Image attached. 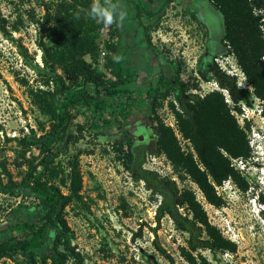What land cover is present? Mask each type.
I'll return each instance as SVG.
<instances>
[{"label": "trees", "instance_id": "trees-1", "mask_svg": "<svg viewBox=\"0 0 264 264\" xmlns=\"http://www.w3.org/2000/svg\"><path fill=\"white\" fill-rule=\"evenodd\" d=\"M171 1L165 0L160 9H165ZM209 1L223 16L225 54L235 57L247 86L239 85L236 75L219 67L216 58L224 54L212 58L208 64L198 65L200 77L204 80L212 77L220 87L203 95L192 89L198 86V82L183 81L181 66L170 61L169 72L158 76L147 95L151 122L148 129L152 131L150 141L128 140L126 148L120 141L115 148L132 179L143 181L150 193L157 197L156 225L150 230L154 234L153 244L157 251L171 264L177 263L160 243L158 234L165 217L172 221L176 230L187 235L185 244L179 246V252L188 264H211L205 251L214 257L224 252L236 253L237 244L212 223L193 188L180 187L176 179L146 168L147 155L165 156L179 181L189 179L197 185L207 203L221 208L226 201L217 191L218 186L231 180L242 192L247 193L251 188L236 161L252 160V122L244 118L242 125L236 114H243L244 105L254 108V100L258 99L264 118V0ZM108 4L114 7L113 1ZM100 6L105 8L106 5H96L94 0H47L44 3L42 18L35 20L40 29L42 65L33 63L27 48L2 24L3 34L16 45L25 60H31V66L41 77L36 85H25L31 104L48 117L50 127L40 135L30 128V132L20 137H9L0 124L6 141H15L16 151L19 154L22 151V157L26 158V152L32 146H38L40 150V156L29 161L20 181L14 179L7 160H0V192L38 201V206L34 207L38 208L35 220L15 217L10 223L11 234L0 236V259H12L22 254L28 264H67L70 259L77 264H85L84 256L73 243V231L65 217L66 207L82 186V175L77 161L71 163L69 193L62 189L56 181L58 173L54 158L58 147L55 143L70 136L69 127L82 107L93 106L100 115L103 114V104L119 108L113 100L116 96L133 92L131 85L139 76L135 67L123 63L118 44L111 46L112 54L105 63L115 79L107 78L94 65L100 51ZM157 12L146 11L136 4V19L151 49H155L152 25H145L142 20L144 16L152 18ZM170 96L168 106L175 118V128L157 115L158 109ZM122 108L120 116L125 117L127 111ZM110 116L114 122L124 125L119 114L111 113ZM113 121L107 119L103 124L108 126ZM92 124L94 127L100 125L94 118ZM181 140L189 143L187 149ZM16 166L20 167L21 163ZM55 171L57 175L53 177ZM46 175L49 176L45 178ZM62 184H67L64 179ZM257 198L264 205V193ZM142 234L143 228L140 227L133 238Z\"/></svg>", "mask_w": 264, "mask_h": 264}, {"label": "rangeland", "instance_id": "rangeland-1", "mask_svg": "<svg viewBox=\"0 0 264 264\" xmlns=\"http://www.w3.org/2000/svg\"><path fill=\"white\" fill-rule=\"evenodd\" d=\"M46 1L0 0V124L9 137H20L30 132V128L40 135L50 127L48 117L31 104L25 85H36L41 77L31 66V60H25L20 55L16 45L1 29L4 24L27 48L33 63L42 65L40 29L35 20L42 18ZM110 1L112 0H94L96 5H106V9L102 6L98 9V14L101 15L98 28L100 51L94 65L107 78L115 79L105 63L112 54L111 46L118 44L123 63L135 67L139 76L131 85L133 92L116 96L113 100L118 103L119 108H109L103 104L102 115L95 112L93 106L80 109L69 127L70 136L55 143V147H58L54 158L58 173L56 181L69 193L70 165L77 161L82 186L66 207L65 217L73 231V243L84 256L85 264H171L157 251L153 244L154 234L150 230V227L156 225L157 197L150 193L143 181L132 179L115 148L120 141L124 142L125 148L128 140L150 141L152 131L148 129L151 122L148 118L147 95L158 76L162 72H169L170 61H176L181 66L183 81L198 82L196 88L192 87L194 92L203 95L220 89L214 78L204 80L197 71L207 51V29L215 36L220 34L219 17L210 15L209 10L205 9L199 22L188 9V0H172L163 10L160 6L153 9V0L140 3L136 1L146 11H158L152 18L144 16L142 20L145 25H152L151 37L155 49H151L144 39L139 21L124 18V8L119 6L116 12L109 6ZM14 27L18 29L14 30ZM86 58L91 61L89 56ZM217 58L216 62L222 70L236 75L239 85L247 86V80L234 56L224 54ZM227 98L229 99L228 95ZM170 100L171 96L158 109L157 115L175 128V118L168 106ZM122 107L127 111L125 117L120 116ZM260 110V101L255 99L254 108L244 105L243 114L236 115L242 125L244 118L251 120V145L255 149L253 154L262 160L264 118ZM111 113L119 114L124 125L114 122ZM93 118L99 120L98 127L93 126ZM107 119H112L113 122L104 126ZM101 131L103 134H99ZM181 142L187 149L189 143L184 140ZM16 148V142L6 141L4 133L0 131V160H7L14 179L20 181L27 171L29 161L38 158L40 150L38 146H32L27 150L25 158L22 157V151L19 154ZM254 161L255 159L248 162L236 161L251 184L250 191L242 192L233 181L228 180L218 190L226 204L216 208L206 202L195 183L189 179L184 182L178 180L165 156L147 155L144 165L146 168L176 179L180 187L193 188L212 223L237 244L236 253L224 252L214 257L211 252L205 251L211 264H264V205L257 198L258 186L254 183L256 179H253V170H248ZM18 163H21L20 167L16 166ZM56 171L53 172V177L57 175ZM47 176L49 175L45 178ZM63 179L67 183L65 186L62 184ZM37 203L31 197H14L0 192V236L11 234L10 223L15 217L35 220L38 208L34 207L38 206ZM140 227L143 228V234L134 239V233ZM158 234L160 243L175 258L176 263L188 264L179 252V246L185 244L187 235L176 230L168 217L163 219ZM0 264H28V261L24 255L19 254L12 259H0ZM67 264L77 262L70 259Z\"/></svg>", "mask_w": 264, "mask_h": 264}, {"label": "water", "instance_id": "water-1", "mask_svg": "<svg viewBox=\"0 0 264 264\" xmlns=\"http://www.w3.org/2000/svg\"><path fill=\"white\" fill-rule=\"evenodd\" d=\"M206 9L209 10L210 15H217L220 23V34L218 36H215L211 30L208 32L207 50L211 55V58H214L218 55L227 53V48L222 43V38L224 36V21L223 16L218 9L212 6H206Z\"/></svg>", "mask_w": 264, "mask_h": 264}, {"label": "flooded vegetation", "instance_id": "flooded-vegetation-1", "mask_svg": "<svg viewBox=\"0 0 264 264\" xmlns=\"http://www.w3.org/2000/svg\"><path fill=\"white\" fill-rule=\"evenodd\" d=\"M206 6H212L214 7L209 0H188V9L192 13L194 17H196L199 22L202 20L204 10L206 9ZM205 26V25H204ZM206 27V26H205ZM207 29V27H206ZM209 30L207 29V34ZM208 38V36H207ZM211 55L209 54L208 50L204 53L200 65L208 64L211 62ZM264 210V209H263ZM263 212V211H262Z\"/></svg>", "mask_w": 264, "mask_h": 264}, {"label": "crops", "instance_id": "crops-1", "mask_svg": "<svg viewBox=\"0 0 264 264\" xmlns=\"http://www.w3.org/2000/svg\"><path fill=\"white\" fill-rule=\"evenodd\" d=\"M113 1V5H114V10L117 12V9L118 7H123L124 10H125V14H124V18H128V19H132V20H135L136 19V15H135V12H136V1L137 2H145V1H148V0H112ZM154 3L151 5V7L153 9H157L159 6H161L165 0H153ZM135 3V4H134ZM132 12H134L132 14ZM131 20V21H132Z\"/></svg>", "mask_w": 264, "mask_h": 264}, {"label": "clouds", "instance_id": "clouds-1", "mask_svg": "<svg viewBox=\"0 0 264 264\" xmlns=\"http://www.w3.org/2000/svg\"><path fill=\"white\" fill-rule=\"evenodd\" d=\"M257 152V151H256ZM254 153H255V149H254ZM262 155V154H261ZM252 159H255L254 162H252V166L248 167V170H253L252 172V176L253 179L256 181H254V183L258 186L256 190L257 191V195H259L260 193H264V157H261L262 160H259V156H254L252 157ZM264 209V208H262Z\"/></svg>", "mask_w": 264, "mask_h": 264}, {"label": "built area", "instance_id": "built-area-1", "mask_svg": "<svg viewBox=\"0 0 264 264\" xmlns=\"http://www.w3.org/2000/svg\"><path fill=\"white\" fill-rule=\"evenodd\" d=\"M103 54H104V52H103ZM217 59H218V58H216V60H217ZM181 139H182V138H181ZM222 186H223V185H222ZM222 186H218V187H217V191L219 190V187H222Z\"/></svg>", "mask_w": 264, "mask_h": 264}]
</instances>
